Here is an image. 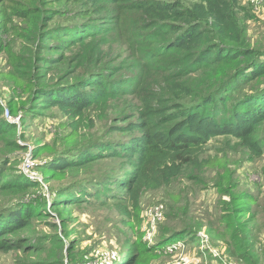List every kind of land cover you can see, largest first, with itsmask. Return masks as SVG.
I'll return each instance as SVG.
<instances>
[{
    "label": "trees",
    "instance_id": "16d2710c",
    "mask_svg": "<svg viewBox=\"0 0 264 264\" xmlns=\"http://www.w3.org/2000/svg\"><path fill=\"white\" fill-rule=\"evenodd\" d=\"M57 1L65 7L60 13L67 18L53 30L60 33L53 38L68 50L77 47L86 52L90 63L74 72L78 74L73 82L49 85L57 96L44 92V101L58 106L73 122L108 102L107 109L116 115L107 132L121 135L95 142V156L86 152L76 160L64 158L54 162V168L66 171L94 158L120 159L123 168L120 174L71 183L58 197L70 187L93 182L91 189H80L82 202L104 204L113 199L131 218L141 211L145 193L169 187L180 177L195 179V171L206 163V147L219 136L233 137L252 154L263 155L264 60L238 16L243 11L239 0H192L188 4L184 0ZM30 10L23 12V18L37 16L46 21L55 17L43 14L36 5ZM123 26L120 43L130 50L139 48L141 62L105 66L122 57L113 51L108 37ZM123 71L128 75L117 76ZM246 84L251 85L243 90ZM2 179L0 202L36 186L24 176ZM238 198L226 202L217 222L205 226L212 243L226 245L231 258L257 264L259 231L256 225L250 226L255 214ZM245 200L257 201L251 195ZM262 206L264 211V201ZM38 207L23 199L0 203V250L13 249L9 236L43 216ZM174 207L169 206V219L187 217V208L175 212ZM197 226L194 222L168 232L185 242L189 236L179 235L195 236ZM132 242L126 264H137L143 255L165 253L164 245ZM120 261L113 258L110 264Z\"/></svg>",
    "mask_w": 264,
    "mask_h": 264
},
{
    "label": "rangeland",
    "instance_id": "374dc122",
    "mask_svg": "<svg viewBox=\"0 0 264 264\" xmlns=\"http://www.w3.org/2000/svg\"><path fill=\"white\" fill-rule=\"evenodd\" d=\"M190 1L184 0L186 4ZM239 1L243 11L238 16L244 19L247 34L264 60V0ZM34 5L41 7L43 14L55 15L54 19L23 18V12H30ZM61 6L57 0H0V177L10 181L24 176L36 184L25 194L5 196L1 202L23 199L44 213L34 218L31 227L9 236L7 240L14 247L0 250V264H110L113 258L126 264L133 252L132 241L164 245L163 255H143L137 264H166L181 256L194 258L192 264H249L231 258L226 245H214L205 226L217 222L225 203L238 197L237 202L255 214L250 225L259 231L255 259L264 264V153L252 154L233 137L213 139L206 147L204 168L195 171V179L180 177L169 187L145 193L141 211L131 218L113 199L104 204L82 202L80 189H91L93 182L77 184L58 197L71 183L123 172L120 159L94 158L66 171L54 168V162L64 158L76 160L86 152L95 156V142L121 135L107 132L116 115L107 109L108 102L73 122L58 106L44 101V92L54 95L49 85L73 82L78 74L74 72L90 63L86 52L77 47L68 50L61 40L53 38L60 36L53 30L67 18L60 13L65 8ZM126 27L108 37L113 51L122 57L105 66L141 62L137 59L139 48L130 50L120 43ZM82 53L85 58H81ZM62 57L65 60L60 62ZM126 71L117 76L128 75ZM250 85H244L243 90ZM248 195L257 201H246ZM63 199L66 204L60 203ZM171 205L175 212L187 208V217L169 219ZM157 206L162 213L156 215ZM194 222L198 224L197 235H179L191 237L187 241L169 235V230H181Z\"/></svg>",
    "mask_w": 264,
    "mask_h": 264
},
{
    "label": "built area",
    "instance_id": "2783aa9c",
    "mask_svg": "<svg viewBox=\"0 0 264 264\" xmlns=\"http://www.w3.org/2000/svg\"><path fill=\"white\" fill-rule=\"evenodd\" d=\"M10 112H8L9 114ZM155 213L156 215L157 214H161L162 213V210H161V207L160 206H157L155 208ZM195 259L194 258H190L188 256H181L180 258L176 259V260H172L171 262L169 263H166V264H192V262L194 261Z\"/></svg>",
    "mask_w": 264,
    "mask_h": 264
}]
</instances>
